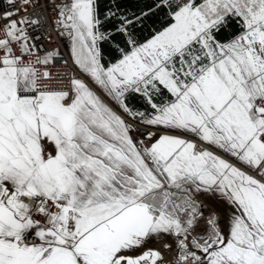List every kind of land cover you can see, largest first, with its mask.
Listing matches in <instances>:
<instances>
[{
	"label": "snow or ice",
	"instance_id": "6c2138e0",
	"mask_svg": "<svg viewBox=\"0 0 264 264\" xmlns=\"http://www.w3.org/2000/svg\"><path fill=\"white\" fill-rule=\"evenodd\" d=\"M16 2L0 264H264V0ZM53 12L78 74L50 71Z\"/></svg>",
	"mask_w": 264,
	"mask_h": 264
},
{
	"label": "built area",
	"instance_id": "2783aa9c",
	"mask_svg": "<svg viewBox=\"0 0 264 264\" xmlns=\"http://www.w3.org/2000/svg\"><path fill=\"white\" fill-rule=\"evenodd\" d=\"M46 0H39L36 7H28L27 8V14L29 16L34 15L37 11L41 10V5L45 4ZM16 9H20L21 16L24 15V8H23V0H17L16 4L14 5ZM13 10L12 6H9L7 3V0H0V14H2L4 11H11ZM55 13H51L48 15V27L46 29V32L48 33L50 39L48 40H41L39 43L43 45L44 49L50 50L55 52L56 50H59V52L62 55L61 60L59 62L55 63L54 66L50 68V71L53 72V74L59 72V73H77V70L75 66L72 64L71 60L69 59V52L66 47V41L70 39V34L65 32L62 37H58V33L61 31L59 28H53L51 21L55 18ZM41 31H45L42 29ZM35 59V58H33ZM64 60H68V65L65 66L63 64ZM67 82V79L65 80V83ZM60 86V85H57ZM202 147H207L209 150H213L210 146L207 145H201Z\"/></svg>",
	"mask_w": 264,
	"mask_h": 264
},
{
	"label": "trees",
	"instance_id": "16d2710c",
	"mask_svg": "<svg viewBox=\"0 0 264 264\" xmlns=\"http://www.w3.org/2000/svg\"><path fill=\"white\" fill-rule=\"evenodd\" d=\"M151 0H122V4L125 8L130 10H136L138 7H144ZM100 9L103 11L108 5L109 0H99Z\"/></svg>",
	"mask_w": 264,
	"mask_h": 264
},
{
	"label": "rangeland",
	"instance_id": "374dc122",
	"mask_svg": "<svg viewBox=\"0 0 264 264\" xmlns=\"http://www.w3.org/2000/svg\"><path fill=\"white\" fill-rule=\"evenodd\" d=\"M94 91H97V94L100 95L101 98H102L104 101H108V102H110V103L112 104V102H111L106 96H104V94L101 93L98 89H95V88H94Z\"/></svg>",
	"mask_w": 264,
	"mask_h": 264
},
{
	"label": "crops",
	"instance_id": "0c3cea01",
	"mask_svg": "<svg viewBox=\"0 0 264 264\" xmlns=\"http://www.w3.org/2000/svg\"><path fill=\"white\" fill-rule=\"evenodd\" d=\"M105 103H107V104H109V106H111V107H114L115 108V106L113 105V104H111L110 102H108V101H104Z\"/></svg>",
	"mask_w": 264,
	"mask_h": 264
}]
</instances>
